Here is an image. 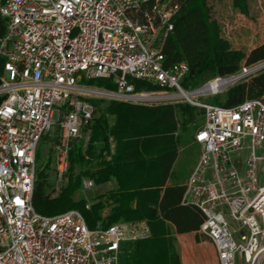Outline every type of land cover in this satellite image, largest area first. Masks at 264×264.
I'll return each mask as SVG.
<instances>
[{"label":"built area","instance_id":"1","mask_svg":"<svg viewBox=\"0 0 264 264\" xmlns=\"http://www.w3.org/2000/svg\"><path fill=\"white\" fill-rule=\"evenodd\" d=\"M179 10L176 0H0L7 21L0 41V264H120L122 242L150 236L146 223L92 230L80 211L43 216L32 205L41 141L58 128L57 197L72 145L95 117L93 100L202 109L194 137L201 153L182 205L202 214L199 233L219 264H264V96L233 108L200 101L260 74L264 61L185 90L188 64L164 65ZM92 80H109L114 89L88 85ZM133 81L159 91H137ZM94 187L83 181L84 191Z\"/></svg>","mask_w":264,"mask_h":264},{"label":"trees","instance_id":"2","mask_svg":"<svg viewBox=\"0 0 264 264\" xmlns=\"http://www.w3.org/2000/svg\"><path fill=\"white\" fill-rule=\"evenodd\" d=\"M180 10L174 18L175 29L165 48V67L186 62L189 73L185 90L198 89L217 77H230L241 68L264 61V43L250 54L231 49L220 37L219 27L211 18L210 0H176ZM234 8L249 16L248 0H233ZM7 21L0 14V41L6 34ZM6 60L0 56V83ZM88 85L114 89L109 80H92ZM136 90L159 88L133 81ZM264 96V71L239 82L212 104L233 108L246 100ZM0 97V105L4 101ZM96 114L76 140L70 152L67 184L57 197L47 175L38 170L32 205L43 216H55L70 210L80 211L90 229L108 228L119 223L147 222L148 238L121 243L120 264H168L171 252L168 227L176 234L199 232L203 216L199 210L182 205L184 186H167L177 161L180 131L196 132L204 123L203 110L187 103L157 106L93 100ZM55 143L59 140V130ZM79 173L76 174L75 170ZM85 179L96 186L115 181L117 189L96 197L90 203L75 197ZM174 264H182L178 260Z\"/></svg>","mask_w":264,"mask_h":264},{"label":"rangeland","instance_id":"3","mask_svg":"<svg viewBox=\"0 0 264 264\" xmlns=\"http://www.w3.org/2000/svg\"><path fill=\"white\" fill-rule=\"evenodd\" d=\"M248 4L250 9L249 16H245L241 14L238 9L234 8L233 0L209 1L211 18L219 27L220 37L230 44L231 49L241 51L246 55L250 54L252 50L264 43V0H248ZM194 90L188 91L192 92ZM214 97L215 96L203 97L200 101L206 104H212ZM195 134L196 132L192 127H190V131L186 133L180 131L179 148L182 149V155L174 166L169 182H178L182 183V185L186 184L197 156L198 146L194 140ZM55 138H57V132L54 130L49 137L41 141L37 152V168L42 171V174L47 175L48 182L52 185L53 189L56 188V176L52 158ZM75 173L78 174L79 170L76 169ZM67 181L68 176L62 184L61 190L66 186ZM108 187L109 185L95 186L88 191H84L82 188L75 199L79 200L80 198H84L92 204V200L96 197L102 195V193L105 194L107 191L109 192L111 187ZM143 223H146L149 227L147 222ZM232 225L235 226V223L232 222ZM167 238L171 244L168 264H174L178 260L182 263V260L187 257L193 260H206L207 258L209 259V255L212 253L211 249L213 250L211 246L212 242L200 233L185 238H179L172 229L168 227ZM156 263L161 264L160 262Z\"/></svg>","mask_w":264,"mask_h":264},{"label":"crops","instance_id":"4","mask_svg":"<svg viewBox=\"0 0 264 264\" xmlns=\"http://www.w3.org/2000/svg\"><path fill=\"white\" fill-rule=\"evenodd\" d=\"M197 146H198V148H197V156H196V161L194 162V164H193V166H192V169H191V172L193 171V169H194V167L196 166V164H197V162H198V160H199V157H200V153H201V148H200V146L197 144ZM181 155H182V149H180L179 148V154H178V158H177V161H176V163L178 162V160L181 158ZM176 163H175V165H176ZM174 165V166H175ZM173 169H174V167H173ZM190 172V173H191ZM187 180V179H186ZM106 186L107 185H109V187H111V189H109V192L110 191H114V190H116L117 189V184H116V182L115 181H112V182H109V183H107V184H105ZM176 185H182V183H171V182H169L168 181V183H167V186H176ZM185 185V184H184ZM184 185H182V186H184ZM96 186V185H95ZM104 186V185H103ZM108 187V188H109ZM108 192V191H107ZM106 192V193H107ZM102 195H103V193H102ZM169 227L172 229V231L176 234V231H175V228L173 227V226H170L169 225ZM197 234H199V232H196V233H190V234H185V235H179V234H176V236H178L179 238L181 237V238H185V237H187V236H193V235H197ZM211 246L213 247V250L211 249V251H212V253H211V255H209L210 257H209V259L207 258L206 260H193V259H191V258H189V257H187V258H183L184 260H182L183 262H182V264H219L218 263V259H217V255H216V251H215V248H214V246L211 244ZM184 257V256H183Z\"/></svg>","mask_w":264,"mask_h":264},{"label":"bare ground","instance_id":"5","mask_svg":"<svg viewBox=\"0 0 264 264\" xmlns=\"http://www.w3.org/2000/svg\"><path fill=\"white\" fill-rule=\"evenodd\" d=\"M208 90H209V91H215V90H216V84H214V83L212 84V83H211V84L208 86Z\"/></svg>","mask_w":264,"mask_h":264},{"label":"water","instance_id":"6","mask_svg":"<svg viewBox=\"0 0 264 264\" xmlns=\"http://www.w3.org/2000/svg\"><path fill=\"white\" fill-rule=\"evenodd\" d=\"M204 87H206V85L202 86L201 89L204 88Z\"/></svg>","mask_w":264,"mask_h":264}]
</instances>
